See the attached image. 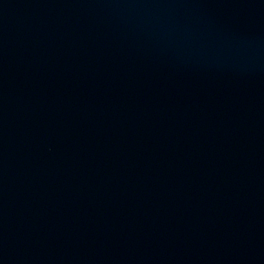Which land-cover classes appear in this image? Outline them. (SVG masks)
Masks as SVG:
<instances>
[{
    "label": "water",
    "instance_id": "obj_1",
    "mask_svg": "<svg viewBox=\"0 0 264 264\" xmlns=\"http://www.w3.org/2000/svg\"><path fill=\"white\" fill-rule=\"evenodd\" d=\"M0 264H264V0H0Z\"/></svg>",
    "mask_w": 264,
    "mask_h": 264
}]
</instances>
